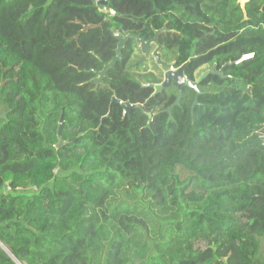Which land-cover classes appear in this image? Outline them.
<instances>
[{"label":"trees","instance_id":"16d2710c","mask_svg":"<svg viewBox=\"0 0 264 264\" xmlns=\"http://www.w3.org/2000/svg\"><path fill=\"white\" fill-rule=\"evenodd\" d=\"M103 7L0 0V264H264V0ZM164 27L198 104L133 38L97 85Z\"/></svg>","mask_w":264,"mask_h":264},{"label":"water","instance_id":"95a60500","mask_svg":"<svg viewBox=\"0 0 264 264\" xmlns=\"http://www.w3.org/2000/svg\"><path fill=\"white\" fill-rule=\"evenodd\" d=\"M249 0H239L240 4L242 7H244L245 3L248 2ZM99 5H104L106 6L108 4V0H102L101 2L98 3ZM166 27H164L162 30H156L155 34L152 38H150L149 40L140 38L139 36L130 33L127 35H117V39H118V45L116 48V55L114 56V58L106 63L102 70L97 71V76L94 78V81L97 83V85H100L101 83L104 82L105 77L108 75V71L112 68H114V66L116 65L117 62L122 60V49L124 48V46L126 45L127 41L130 38L135 39L136 44L138 45L139 50L141 51L142 55L140 56L139 60L137 61V64L142 62V60H144L145 56L148 54H152V57L155 60V64L160 66L161 70L164 73V82L162 84H146L144 86H149L155 89V93H159L161 90H163L164 88H168L170 86L171 81L173 80L176 85H177V99L176 102L174 103L173 106L178 105L180 103L181 100V96H182V89L184 86H189L190 88L194 89L196 91V100L194 105L198 104V98L199 95L202 94V90L199 87V83L205 78L207 77L210 73H215V69L212 68L209 71H206L205 73H203L196 81H190L187 80L185 78V68L186 65L188 64V62H186L185 64L179 66L175 71L172 70V63H168L167 61H165L163 59L162 56V52H161V48L162 45L160 44L159 40H158V35L160 32L165 31ZM154 48L153 52L152 49ZM195 57V52H192V56H191V60L194 59ZM221 74V73H219ZM116 98H113L112 100V105L114 104V102L116 101ZM133 105L130 104L129 102H124L123 103V107L125 110H129ZM172 107H170L168 110L169 112H171ZM3 117H5V115H3ZM61 143H64V140H62ZM5 188H7L5 186ZM18 264H20L18 262Z\"/></svg>","mask_w":264,"mask_h":264},{"label":"rangeland","instance_id":"374dc122","mask_svg":"<svg viewBox=\"0 0 264 264\" xmlns=\"http://www.w3.org/2000/svg\"><path fill=\"white\" fill-rule=\"evenodd\" d=\"M137 55L140 56L142 55L141 51H137ZM138 58V57H137ZM139 58L137 59V61L139 60ZM153 57H152V54L148 55L147 57L145 56L144 60H142V62L138 63L142 68V71H153L155 74H157L158 76H161L162 77V74L160 72V70H158V67L155 66L154 62H153ZM136 61V63H137ZM211 66L209 65H205V66H202L200 67L197 71H196V76L199 77L201 76L203 73H205L206 71H209L211 70ZM264 241V240H262ZM263 247H264V243H263Z\"/></svg>","mask_w":264,"mask_h":264},{"label":"flooded vegetation","instance_id":"af4514ba","mask_svg":"<svg viewBox=\"0 0 264 264\" xmlns=\"http://www.w3.org/2000/svg\"><path fill=\"white\" fill-rule=\"evenodd\" d=\"M154 48L155 47H153V49H152V51L151 52H153V50H154ZM151 54V53H150ZM150 54H148V55H150ZM148 55H146V57L148 56ZM164 59V58H163ZM165 61H167L168 63H172V70L173 71H175L178 67H176V65H175V60H170V61H168V60H166V59H164ZM153 62H154V64H155V60L153 59ZM155 66H157L158 67V70H160V72H161V74H162V82L161 83H158V84H162L163 82H164V73H163V71L161 70V68H160V66H158V65H156L155 64ZM149 72V71H148ZM150 73H154L152 70L150 71ZM195 76H196V72H195ZM200 77V76H199ZM199 77H197L196 76V79H198ZM185 78H186V76H185ZM187 79V78H186ZM188 80V79H187ZM149 84H155V83H149ZM176 89L177 90V85H176V83L172 80L171 81V83H170V86L167 88V89ZM164 89H166V88H164ZM178 91V90H177ZM178 93V92H177Z\"/></svg>","mask_w":264,"mask_h":264},{"label":"built area","instance_id":"2783aa9c","mask_svg":"<svg viewBox=\"0 0 264 264\" xmlns=\"http://www.w3.org/2000/svg\"><path fill=\"white\" fill-rule=\"evenodd\" d=\"M92 1H94V2H96V3H99V2H101L102 0H92ZM103 9L105 10V11H107V8L104 6L103 7ZM117 35H119V33H115V36H117ZM120 103H122L121 101H120Z\"/></svg>","mask_w":264,"mask_h":264}]
</instances>
